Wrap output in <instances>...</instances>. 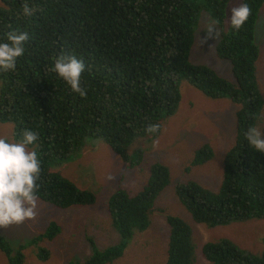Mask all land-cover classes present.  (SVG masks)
<instances>
[{
	"label": "trees",
	"instance_id": "obj_1",
	"mask_svg": "<svg viewBox=\"0 0 264 264\" xmlns=\"http://www.w3.org/2000/svg\"><path fill=\"white\" fill-rule=\"evenodd\" d=\"M25 2L35 9L31 17L22 15ZM229 2L0 0V42L10 30L29 35L15 71H0V123L13 126L17 141L25 129L38 132L40 201L62 210L95 205L91 191L78 188L52 167L82 150L88 138L103 140L126 168L137 167L142 151L130 153V147L139 139L152 141L159 137L162 122L178 110L181 83L185 81L204 97L228 99L238 109L234 142L222 161L218 191H210L195 181L177 183L174 193L178 202L194 223L207 228L264 221V153L252 149L245 138L247 129L256 127L263 108L256 78L260 56L256 36L264 0H242L252 14L239 31L233 30L230 23L224 28ZM202 11L220 29L215 52L229 62L233 82L206 65L190 61ZM61 55L83 61L81 85L87 90L85 97L72 92L63 79L50 71ZM150 124H159V131L147 133L145 129ZM212 158L213 150L205 144L196 151L191 166ZM169 185V169L154 163L139 192L130 195L118 187L105 201L118 242L99 250L90 241L91 256L68 264H113L120 259L136 232L149 227L155 202ZM166 221L170 233L163 264H195V247L187 223L174 216H168ZM60 231V226L51 222L27 246L51 241ZM0 251L8 264L25 263L24 253L12 254L2 236ZM201 254L206 264H264V238L260 254L241 249L227 239L203 244ZM36 255L40 261L49 258L46 249Z\"/></svg>",
	"mask_w": 264,
	"mask_h": 264
},
{
	"label": "rangeland",
	"instance_id": "obj_2",
	"mask_svg": "<svg viewBox=\"0 0 264 264\" xmlns=\"http://www.w3.org/2000/svg\"><path fill=\"white\" fill-rule=\"evenodd\" d=\"M240 3L242 0H230L224 28L229 24L230 9ZM260 13L256 36L260 56L256 64V78L263 108L256 127L264 133V4ZM210 25L215 27V39H206ZM219 31L209 15L202 11L194 33L190 61L196 65H206L233 82L229 62L218 58L215 52ZM181 95L177 112L162 122L159 137L152 141L139 139L130 147V153L136 149L142 151L141 162L137 167L126 168L103 140L93 138H88L82 150L72 158L54 165L52 171L61 173L78 188L91 191L96 203L90 207L74 206L62 210L39 200L35 221L0 229V236L6 239L12 254L23 252L26 257L24 264H68L85 261L91 256L90 241L99 250L116 244L119 237L111 225L105 201L118 187L130 195L139 192L146 185L149 167L154 163H161L169 169L170 185L157 198L149 227L142 233L136 232L124 255L113 264H163L170 232L166 221L168 216L178 217L189 226L195 247V264H206L201 254L202 245L219 239H227L241 249L260 254L264 221L249 220L207 228L194 223L175 196L174 186L186 181H195L210 191H218L223 174L222 161L234 142L235 113L238 109L228 99L212 100L204 97L185 81L181 83ZM4 135L13 139L11 124L0 123V136ZM205 144L212 148L213 158L205 164L191 166L196 151ZM51 222H56L61 228L57 237L27 246V243L44 233ZM42 249L49 252L48 260L40 261L37 258V252ZM0 264H8L1 251Z\"/></svg>",
	"mask_w": 264,
	"mask_h": 264
},
{
	"label": "clouds",
	"instance_id": "obj_3",
	"mask_svg": "<svg viewBox=\"0 0 264 264\" xmlns=\"http://www.w3.org/2000/svg\"><path fill=\"white\" fill-rule=\"evenodd\" d=\"M21 7L24 17H31L34 14L35 9L27 2ZM230 12V27L235 31H239L252 14L247 3L232 7ZM216 35L215 27L210 25L206 39H215ZM28 39L27 32L10 30L5 33L3 42H0V71H15L17 59L24 54V45ZM50 71L63 79L72 92L79 94L80 97L87 95L86 88L81 85V76L85 71L82 60L75 56L61 55L55 59ZM159 129V124H150L145 131L153 134ZM245 138L252 149L264 153V133L261 129L249 127ZM38 139V132L31 129L23 130L18 141L14 138L9 139L6 135L0 136V229L37 219L39 207L37 192L42 174V161L36 150Z\"/></svg>",
	"mask_w": 264,
	"mask_h": 264
}]
</instances>
